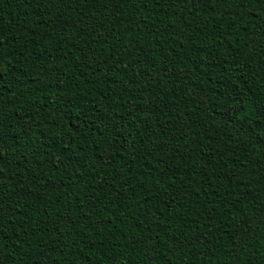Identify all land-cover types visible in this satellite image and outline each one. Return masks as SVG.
Listing matches in <instances>:
<instances>
[{
    "label": "trees",
    "instance_id": "1",
    "mask_svg": "<svg viewBox=\"0 0 264 264\" xmlns=\"http://www.w3.org/2000/svg\"><path fill=\"white\" fill-rule=\"evenodd\" d=\"M0 264H264V0H0Z\"/></svg>",
    "mask_w": 264,
    "mask_h": 264
},
{
    "label": "snow or ice",
    "instance_id": "2",
    "mask_svg": "<svg viewBox=\"0 0 264 264\" xmlns=\"http://www.w3.org/2000/svg\"><path fill=\"white\" fill-rule=\"evenodd\" d=\"M0 79H2V76H0Z\"/></svg>",
    "mask_w": 264,
    "mask_h": 264
}]
</instances>
